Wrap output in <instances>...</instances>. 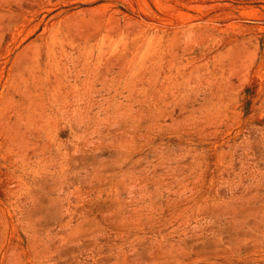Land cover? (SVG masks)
Returning a JSON list of instances; mask_svg holds the SVG:
<instances>
[{
	"label": "rangeland",
	"instance_id": "374dc122",
	"mask_svg": "<svg viewBox=\"0 0 264 264\" xmlns=\"http://www.w3.org/2000/svg\"><path fill=\"white\" fill-rule=\"evenodd\" d=\"M0 264H264V0H0Z\"/></svg>",
	"mask_w": 264,
	"mask_h": 264
}]
</instances>
